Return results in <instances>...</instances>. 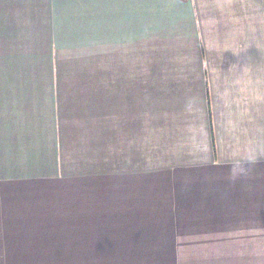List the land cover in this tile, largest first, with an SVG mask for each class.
Returning a JSON list of instances; mask_svg holds the SVG:
<instances>
[{
    "label": "crops",
    "instance_id": "0c3cea01",
    "mask_svg": "<svg viewBox=\"0 0 264 264\" xmlns=\"http://www.w3.org/2000/svg\"><path fill=\"white\" fill-rule=\"evenodd\" d=\"M222 1L220 14L233 12L234 21H207L195 0H0V187L20 176V164L30 166L24 141L36 143L38 165H47L54 124L70 125L67 132L91 124L100 132L94 148L105 149L94 156H106L109 181L126 182L115 185L123 194L125 187L145 191L152 171L204 180L200 187H217L219 199L244 188L256 194L264 186H256L264 172V66L253 27L244 26L245 39L236 33L243 5ZM69 155L65 163L78 166L63 172L82 171L84 155ZM210 172L218 179H206ZM238 174L257 183H234ZM49 221L44 212L0 211L8 260L45 259L41 243L55 231L67 234ZM145 222L123 240L111 227L90 230L96 247L84 257L96 251L120 264H146L148 251L163 257L158 237L167 228Z\"/></svg>",
    "mask_w": 264,
    "mask_h": 264
},
{
    "label": "rangeland",
    "instance_id": "374dc122",
    "mask_svg": "<svg viewBox=\"0 0 264 264\" xmlns=\"http://www.w3.org/2000/svg\"><path fill=\"white\" fill-rule=\"evenodd\" d=\"M195 1L207 21L213 15L215 17L219 15L220 20L234 21L233 12L223 16L220 14L221 6L218 2L221 1V4L222 0ZM234 1L235 4L243 5L242 10L239 9L235 13L239 18L236 20L241 22V25H238L241 27L236 28L238 30L236 33H240L245 39L249 34L244 26L253 27L252 36L249 37L252 39L253 47H257L260 56L259 66H264V0ZM228 23L230 25V22ZM234 36L233 29L227 33V38L231 41ZM76 126L77 132L74 130L67 132L70 125L54 124L55 139L52 145L53 147L56 145L55 157H51V162L47 165H38L39 160L34 155L38 150L36 143H30L31 140L24 141L28 148H23V155L25 152L31 153L30 166L24 171L22 168L26 165L22 167L20 164V176L13 177L11 182L0 187V211L44 212L48 214L52 226L66 229L67 234H57L55 231L53 233L55 235H51L54 238H50L45 247L41 243L38 250L43 251L41 253L45 255V259H36L33 263L120 264L117 260H110L111 257L106 258L96 251L94 257H84L88 249L93 250L96 247L90 246V242L96 238L92 237L90 233L94 231L90 230L96 227H111L113 231L121 232L123 240L131 236L128 228H138L146 223L145 221L147 223L151 221L152 226H164L167 231L165 235L158 237L163 257L160 255L155 258L157 250L148 251L150 255L147 254L148 257L144 259L147 260L146 264H154L159 258L160 264H264V186L261 184L264 181V172H259V180L256 179L260 183L256 186H263L256 194L250 188H244L237 192L236 197L232 196V199L231 197L219 199L217 187L204 189L200 187L204 180L199 182L195 179L191 182L189 175L185 173L175 175L169 171L148 172L145 191L125 187L123 194L122 188L117 189L115 185L118 181L120 186L126 182L117 181L116 178L109 181L106 156H94V152L98 150L104 151L102 153L105 154V149L97 150L93 145L92 137L100 134L94 130L97 127L91 124ZM98 127L99 130L103 129ZM103 127L105 128V125ZM23 131L24 128H21L20 135ZM25 134L27 133H23L21 137ZM60 141L62 145L59 147ZM57 146L63 151L57 152ZM76 152L84 155L81 162L82 171L73 172L70 169L63 172L64 168L78 166L66 164L64 161L72 158L69 154ZM96 160L100 163L92 162ZM212 174L215 173L210 172L208 176L211 177L206 179H218L219 175ZM239 175L234 177V183H240L238 179L245 185L256 181L239 178ZM195 177L200 175L196 173ZM231 179L228 177L227 181ZM190 183L195 185H188ZM173 185L176 187H172ZM139 191L141 195L138 197ZM77 215H81L82 219L74 220ZM42 223L43 220L40 221V224ZM56 239L63 246L57 248ZM76 253L80 257H75ZM12 263L21 262L16 259L13 262L9 261L5 249H0V264Z\"/></svg>",
    "mask_w": 264,
    "mask_h": 264
}]
</instances>
